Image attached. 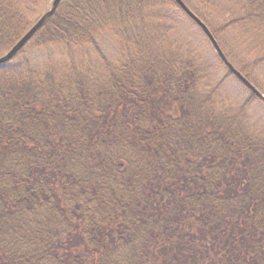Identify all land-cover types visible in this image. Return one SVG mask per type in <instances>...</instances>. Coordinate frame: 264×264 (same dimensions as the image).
I'll return each mask as SVG.
<instances>
[{
  "label": "trees",
  "instance_id": "16d2710c",
  "mask_svg": "<svg viewBox=\"0 0 264 264\" xmlns=\"http://www.w3.org/2000/svg\"><path fill=\"white\" fill-rule=\"evenodd\" d=\"M21 1L0 0V51L29 25ZM238 6L225 26L255 27L264 50V0ZM184 16L60 0L0 64V264H264V128L245 114L264 103L223 97L233 74L181 38Z\"/></svg>",
  "mask_w": 264,
  "mask_h": 264
},
{
  "label": "rangeland",
  "instance_id": "374dc122",
  "mask_svg": "<svg viewBox=\"0 0 264 264\" xmlns=\"http://www.w3.org/2000/svg\"><path fill=\"white\" fill-rule=\"evenodd\" d=\"M239 1L240 0H186V2L196 12L191 11L196 16L199 15L203 18V23L206 25L208 30L216 33V36L213 37L220 49L224 50L225 54L228 55V61L239 72L241 69L245 68V73L248 74V77L246 78V76L240 72L241 75H243L256 89L264 94V61L261 63L256 62L264 57V50L256 46L257 42L259 43L257 40L262 39V32L255 29V27L253 28L249 24L244 27L243 25H234L230 27L225 26L228 20L236 15V11L239 7ZM22 2L23 0L21 3ZM51 2L52 0H33V2L27 1V6L26 3H24V6H22L21 9L26 15L29 25L26 27L22 35L45 11L50 8ZM185 16V19H181V22H183L179 31L181 38L184 39V41L187 40L191 47L197 53L201 54L200 56L203 62L210 67H219L220 58L218 57L211 41L193 19L189 16V18H186ZM180 17L183 18L181 15ZM98 43L103 53L110 61L116 62L119 59L120 45L113 36H108L106 33H103L99 36ZM13 44H11L7 49H5L4 46V51H0V56L4 55ZM31 48L32 47L29 46V49ZM33 49L35 52H33L32 57L43 52L41 51L42 49ZM91 56L94 61L97 62L98 58L92 51ZM220 69L221 70L218 72V75L221 77L226 73V69L225 67ZM250 92L251 91L243 84L240 78L234 74L225 81L222 87L223 97L227 98L229 103H242L247 99ZM245 114L247 117V123L250 126H253L256 129L264 128V104H261L258 100L254 99V102L252 101V103L248 104L245 109Z\"/></svg>",
  "mask_w": 264,
  "mask_h": 264
},
{
  "label": "water",
  "instance_id": "95a60500",
  "mask_svg": "<svg viewBox=\"0 0 264 264\" xmlns=\"http://www.w3.org/2000/svg\"><path fill=\"white\" fill-rule=\"evenodd\" d=\"M177 5L191 18L195 23L204 31L209 40L211 41L213 47L215 48L217 55L222 60V62L227 66L228 70L240 78L243 84L260 100L264 103V94H262L258 89H256L241 73L228 61L216 40L214 39L211 32L208 30L206 25L187 7V5L182 0H174ZM60 0H52L50 8L45 11L31 27L12 45V47L2 56H0V64H4L10 60L23 46L24 44L33 36V34L44 24V22L52 15L55 11Z\"/></svg>",
  "mask_w": 264,
  "mask_h": 264
}]
</instances>
